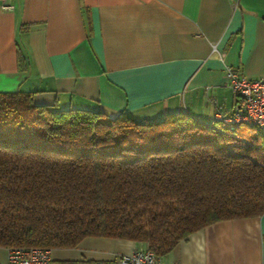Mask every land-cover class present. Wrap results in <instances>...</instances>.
Returning <instances> with one entry per match:
<instances>
[{"label": "crops", "instance_id": "crops-1", "mask_svg": "<svg viewBox=\"0 0 264 264\" xmlns=\"http://www.w3.org/2000/svg\"><path fill=\"white\" fill-rule=\"evenodd\" d=\"M0 7V93L37 105L207 124L237 110L226 67L264 77V0H11ZM213 46L216 52L213 51ZM217 125V124H215ZM240 126V125H239ZM237 134L239 135V129ZM243 132V131H242ZM144 243L87 237L48 264H117ZM162 264H264V214L213 222ZM0 264H11L0 248Z\"/></svg>", "mask_w": 264, "mask_h": 264}, {"label": "trees", "instance_id": "trees-1", "mask_svg": "<svg viewBox=\"0 0 264 264\" xmlns=\"http://www.w3.org/2000/svg\"><path fill=\"white\" fill-rule=\"evenodd\" d=\"M215 124L185 111L108 118L0 93V248L106 237L163 256L213 222L264 214V132L243 140Z\"/></svg>", "mask_w": 264, "mask_h": 264}, {"label": "built area", "instance_id": "built-area-1", "mask_svg": "<svg viewBox=\"0 0 264 264\" xmlns=\"http://www.w3.org/2000/svg\"><path fill=\"white\" fill-rule=\"evenodd\" d=\"M0 7L11 10V0H0ZM213 51L216 52L214 46ZM226 74L233 93L241 100V105L229 115L216 113L215 120L232 130L245 124L264 132V77L249 79L230 67H226ZM7 258L11 264H48L51 261V249L7 248ZM117 264H162V262L160 256L153 250L139 247L119 255Z\"/></svg>", "mask_w": 264, "mask_h": 264}, {"label": "rangeland", "instance_id": "rangeland-1", "mask_svg": "<svg viewBox=\"0 0 264 264\" xmlns=\"http://www.w3.org/2000/svg\"><path fill=\"white\" fill-rule=\"evenodd\" d=\"M239 127H240V129L238 131L239 137L243 140L250 139V137L253 136L257 131L256 128H251L250 126L245 125V124H241Z\"/></svg>", "mask_w": 264, "mask_h": 264}]
</instances>
